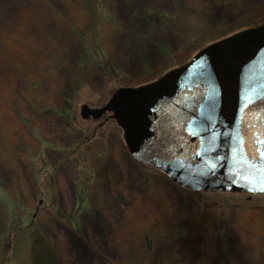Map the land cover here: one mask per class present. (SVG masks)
Listing matches in <instances>:
<instances>
[{
	"label": "rangeland",
	"instance_id": "374dc122",
	"mask_svg": "<svg viewBox=\"0 0 264 264\" xmlns=\"http://www.w3.org/2000/svg\"><path fill=\"white\" fill-rule=\"evenodd\" d=\"M101 4L109 23L96 42L117 77L102 71L78 0H0V258L34 264L30 231L9 235L33 226L51 240L39 257L54 247L59 264H139L148 234L177 264L204 234L214 264H264V212L242 211L264 205V195L179 191L134 159L111 113L80 116L83 105L102 108L121 88L187 66L197 47L263 26L264 0ZM207 207L213 213L200 219ZM198 227L190 244L173 240V231Z\"/></svg>",
	"mask_w": 264,
	"mask_h": 264
},
{
	"label": "water",
	"instance_id": "95a60500",
	"mask_svg": "<svg viewBox=\"0 0 264 264\" xmlns=\"http://www.w3.org/2000/svg\"><path fill=\"white\" fill-rule=\"evenodd\" d=\"M134 159L200 192L264 195V25L201 50L185 67L102 108Z\"/></svg>",
	"mask_w": 264,
	"mask_h": 264
},
{
	"label": "trees",
	"instance_id": "16d2710c",
	"mask_svg": "<svg viewBox=\"0 0 264 264\" xmlns=\"http://www.w3.org/2000/svg\"><path fill=\"white\" fill-rule=\"evenodd\" d=\"M78 1H79L80 5H83L85 7L86 13L88 14L87 15L88 19H90L89 22L91 25V29L94 31V34L96 36L95 43L93 44V47L95 49L94 55H98L97 57L100 59L99 64L101 65V67L103 69L102 71L104 72V65H105L106 76L112 75L114 77H117L118 72H115L114 66L111 65L110 63H108L107 61H105V64H104V53H101L99 51L98 47L100 46V44L98 42H96L99 39L98 37L102 36V29H103L104 24L109 23V19H107V17L104 15L105 12L103 9V5L101 4V0H78ZM114 25L115 24L113 23V26ZM195 49H196L195 54H197L202 49H204V47H199V48L197 47ZM135 88H137V87H135ZM173 187L177 188L179 191H182V192L186 191L185 187H183V186L173 185ZM194 193L196 195H204L200 191H197V192L195 191ZM229 197H231V196H229ZM247 199H248L247 202H250V197H248ZM233 204H234L233 201L226 202L227 207H229L230 209H236L235 207L232 206ZM209 208H211V207H207V209L201 208L202 210H204V211H202V213H204V214L202 215V218H200V219H205V217L207 218L210 216L211 213H213V211H211V209H209ZM260 210L261 211L263 210L262 212H264V205H261V206H253L252 205L251 206V204H250V207H247L246 209H242V211L246 212V213H243L246 216L252 215L255 211H260ZM12 212H14V211H12ZM33 217L34 216L31 217V214H30L29 217H27L28 221L29 220L31 221V219H33ZM31 223H33V222H31ZM14 224L16 225V224H20V223L15 222ZM12 225H13V223H12ZM33 229H34L33 226H29V228H23L21 226H16V227H13L11 229L9 235L11 234V235L17 236L19 233H25V232L30 231V238L32 240L33 255L37 254L36 262H34V264H59V257L54 252L55 251L54 247L52 248V250L50 252L48 250V252H47L48 254H46V256L40 255V257H39L38 250H41L42 246L48 247L47 244H50L49 242L51 240L49 239L48 236L43 235L40 231L37 232ZM199 230H200V227H198L196 229L195 228H189L188 230H184V228L175 230L172 232L173 240L179 241V242H181V240H183L186 243L188 242L190 244V241L188 239L191 238L190 236L195 235V233H198ZM203 236L204 237L202 238L201 242L199 244H197L193 249L191 248L192 246L188 245L192 250H191L188 258H183L182 264H214L213 255L209 249V242L207 239V234L206 235L204 234ZM159 238H160L159 236H156L153 234H148L146 236L145 235L143 236L142 243H141L142 244V246H141L142 256H141L139 264H177L179 262V261H177V263H175L176 261H174V257H173L174 251L169 249L168 247H164V249L160 250V252H158L155 249V247H156L155 244L159 240ZM10 249L11 250L8 251V253L12 252L13 247L11 244H10ZM10 262H12V256L10 255V253L8 255H5V256L0 258V264H10ZM260 264H263V263L260 262Z\"/></svg>",
	"mask_w": 264,
	"mask_h": 264
}]
</instances>
